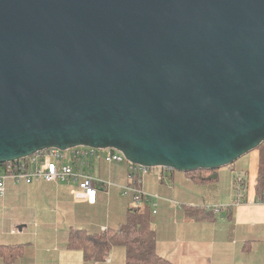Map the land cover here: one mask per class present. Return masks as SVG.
I'll use <instances>...</instances> for the list:
<instances>
[{"label": "water", "instance_id": "water-1", "mask_svg": "<svg viewBox=\"0 0 264 264\" xmlns=\"http://www.w3.org/2000/svg\"><path fill=\"white\" fill-rule=\"evenodd\" d=\"M264 143V0H0V163L113 149L189 172Z\"/></svg>", "mask_w": 264, "mask_h": 264}, {"label": "crops", "instance_id": "crops-1", "mask_svg": "<svg viewBox=\"0 0 264 264\" xmlns=\"http://www.w3.org/2000/svg\"><path fill=\"white\" fill-rule=\"evenodd\" d=\"M249 154L252 169L242 174L218 168L190 175L157 167L141 176L139 186L150 195L143 203L151 211L160 258L171 264H264V199L253 189L259 154ZM89 167L94 171H87ZM75 169L104 183H94L96 203L76 200L74 181H5L0 244L16 246L21 255L12 261L0 256V264H125L123 246L112 247L104 260L86 262L81 250L67 247V239L73 228L98 233L124 222L128 208L136 206L132 194L123 190L129 183L127 163L93 160ZM209 176L215 178L199 179ZM238 176L252 187L247 183L245 191L238 192ZM189 207H218L219 212L210 220H198L187 216Z\"/></svg>", "mask_w": 264, "mask_h": 264}, {"label": "trees", "instance_id": "trees-1", "mask_svg": "<svg viewBox=\"0 0 264 264\" xmlns=\"http://www.w3.org/2000/svg\"><path fill=\"white\" fill-rule=\"evenodd\" d=\"M257 175L253 189L258 199H264V143L257 149ZM235 162L227 167H233ZM151 169V168H150ZM215 169H198L186 172L187 174H197ZM139 175L133 174V182L136 183ZM215 177H199L201 180H211ZM236 180V177L234 178ZM246 189V183L240 190ZM238 190V189H237ZM186 214L190 218L203 220L212 219L217 214L212 207H189ZM148 205L142 203L140 206L129 207L125 220L117 228L105 229L98 233H89L84 229L73 228L70 230L67 239L69 249H79L83 252L84 260L100 261L104 260L112 247L123 246L125 249V264H171L167 260L160 258L155 251V230L152 226L151 214ZM16 246L0 244V256L5 261H12L21 254L15 252ZM13 250L14 252H10Z\"/></svg>", "mask_w": 264, "mask_h": 264}, {"label": "built area", "instance_id": "built-area-1", "mask_svg": "<svg viewBox=\"0 0 264 264\" xmlns=\"http://www.w3.org/2000/svg\"><path fill=\"white\" fill-rule=\"evenodd\" d=\"M93 160H104L106 162H125L128 165L129 183L123 187L124 193L132 194L133 203L139 205L144 201L150 200V195L140 188L141 176L146 174L150 168L132 164L124 156L113 149H96L86 146H77L65 150L49 148L25 158L0 163V195L4 193L5 181L10 179L15 183L25 181L31 183L33 180L40 179L46 182L74 181L78 183V189L74 190L73 195L76 200L86 201L89 204L96 203V187L94 183L104 184L93 178L91 175L80 173L75 167H88ZM137 173V182L133 181V174ZM245 180L241 176L236 177L235 189L239 191ZM216 213L218 207H213Z\"/></svg>", "mask_w": 264, "mask_h": 264}, {"label": "rangeland", "instance_id": "rangeland-1", "mask_svg": "<svg viewBox=\"0 0 264 264\" xmlns=\"http://www.w3.org/2000/svg\"><path fill=\"white\" fill-rule=\"evenodd\" d=\"M250 160H251V157H250V154L248 153L246 155H243L242 157H240L239 159H237L235 161L236 166H235L234 170H230L229 168L227 169V168L223 167V168H219V171H238L237 173L242 174V170L246 171L247 169H249V170L252 169L251 165L249 166ZM245 162H248V163L245 164ZM91 168L89 167L86 170L87 171H94V168L93 169H91ZM148 171H156V170L154 168H151ZM244 180H245L244 182L246 183V186H247V183H248L249 188H251L252 186L250 184V181L245 179V177H244Z\"/></svg>", "mask_w": 264, "mask_h": 264}]
</instances>
